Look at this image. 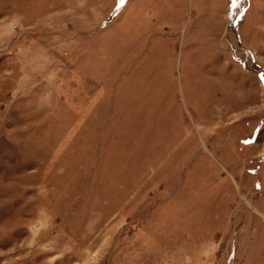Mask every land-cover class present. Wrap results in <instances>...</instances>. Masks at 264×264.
Segmentation results:
<instances>
[{
	"label": "rangeland",
	"instance_id": "374dc122",
	"mask_svg": "<svg viewBox=\"0 0 264 264\" xmlns=\"http://www.w3.org/2000/svg\"><path fill=\"white\" fill-rule=\"evenodd\" d=\"M0 264H264V0H0Z\"/></svg>",
	"mask_w": 264,
	"mask_h": 264
}]
</instances>
